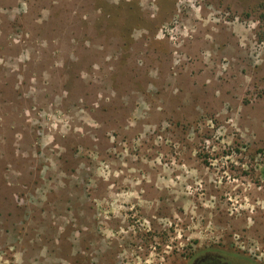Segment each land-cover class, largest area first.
Masks as SVG:
<instances>
[{"label": "rangeland", "instance_id": "1", "mask_svg": "<svg viewBox=\"0 0 264 264\" xmlns=\"http://www.w3.org/2000/svg\"><path fill=\"white\" fill-rule=\"evenodd\" d=\"M264 264V0H0V264Z\"/></svg>", "mask_w": 264, "mask_h": 264}, {"label": "flooded vegetation", "instance_id": "2", "mask_svg": "<svg viewBox=\"0 0 264 264\" xmlns=\"http://www.w3.org/2000/svg\"><path fill=\"white\" fill-rule=\"evenodd\" d=\"M191 264H228V263L225 262L221 254H218L217 256L203 255V256L195 257Z\"/></svg>", "mask_w": 264, "mask_h": 264}]
</instances>
